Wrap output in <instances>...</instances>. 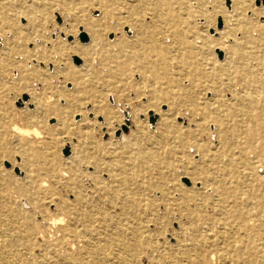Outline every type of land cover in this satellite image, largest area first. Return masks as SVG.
Masks as SVG:
<instances>
[{
	"label": "rangeland",
	"instance_id": "obj_1",
	"mask_svg": "<svg viewBox=\"0 0 264 264\" xmlns=\"http://www.w3.org/2000/svg\"><path fill=\"white\" fill-rule=\"evenodd\" d=\"M142 2L0 0V248L56 264L68 246L81 247L57 230L70 214L80 228L129 225V240L143 245L137 260L123 251L119 264H164L177 254L187 264H264V3ZM137 8L138 42L120 20L139 18ZM188 56L214 63L210 90L192 81ZM153 106L176 112L165 131ZM53 107L60 122L48 115ZM36 111L42 124L31 120ZM12 123L23 132L12 133ZM45 136L46 146L33 149ZM82 149L96 170L78 161Z\"/></svg>",
	"mask_w": 264,
	"mask_h": 264
},
{
	"label": "bare ground",
	"instance_id": "obj_2",
	"mask_svg": "<svg viewBox=\"0 0 264 264\" xmlns=\"http://www.w3.org/2000/svg\"><path fill=\"white\" fill-rule=\"evenodd\" d=\"M135 1L140 6L142 0L141 1L140 0H135ZM139 10H140V8L139 9L137 8V14H139V16H138L139 18H137V19H133L131 17L128 18L127 16H123V17L120 18L121 24H124V25L128 24L133 29V31H132L131 28H130V30L132 31L131 33H133V35L131 37L133 39H131V40H136V42H138L140 39H142V37H141L142 34H141V32H139V30L142 31V29L144 28V23H143L142 18H141V12ZM88 35H89V38H90V46L97 47L99 45V43H100V37H101L100 35L101 34L99 32H97V30L93 27V29L91 30V32ZM84 37H85V35L82 34L81 35V39H83ZM233 43H234V41H233ZM231 49H233V48L230 47V46L226 47L225 58H224L225 62L227 61V53ZM219 53H220V51H219ZM159 54H160V56H161V58H162V60L164 62L170 60L169 56L166 54L165 51L160 50ZM88 55L90 56L91 54H86V53L82 54V56L84 58L83 59V66H85L86 69H88L89 65H90L89 64V56ZM219 58L221 59L222 56L221 57L219 56ZM182 62H183L184 65L189 64L190 66H192L193 70H195L194 73L192 74V77H191L192 81H195L196 84L199 85V87H201L205 92L207 90H210L209 85L206 83V77H207V74L209 73V71L213 68L214 63H208L207 61L204 62L202 59L200 60L199 58H197L195 56L185 57V58L182 59ZM212 96L214 97L215 94H212ZM203 104H204L203 107H205V108L208 107V102L207 101H205V103H203ZM41 109L42 108L40 107V110ZM151 109H153L154 113H158L159 112L158 124L161 127V129L162 130L164 129L163 131H165L166 128L168 127L169 119H171V118L173 119L174 115L176 114V112L172 111V114H170L171 113V107L170 106H168V109L166 111H163V112L158 111L157 107H155V106L151 107ZM201 111H198V113H197V115H198L197 116V121H202L203 122V120H206V118L203 115L204 111L203 110H201ZM61 113L62 112H60L58 108H54L53 107L52 109H50V112H49L48 115L49 116L55 115L57 117V119H56L57 122H60L61 119H63L62 118L63 115ZM30 116H31V120L32 121L40 122L41 124L43 123V121L41 119V116H40V114H38L37 111L33 112ZM150 118L155 119L154 116H151ZM44 122H45V120H44ZM16 124L15 123L11 124L10 131L12 133H17V134L18 133L19 134L22 133L23 130L19 126H17ZM156 125H157V123H156ZM197 125H199V124L197 123L195 126H197ZM2 130H3V128H2ZM53 130H55L54 126H53ZM122 130L126 131V127L123 126ZM137 131L138 130H136L135 133H134L135 136H136V138H134V141L138 145H143L144 144V139L140 138L141 136L139 134H137ZM26 133H27V130H26ZM119 134H120V132L117 131L116 135H119ZM1 135H2V133H0V136ZM27 136H28V134H27ZM124 136H125V134L121 133L119 137H121V139H122ZM1 137H3V136H1ZM35 138H37V136H35ZM124 142H126V141H124ZM31 144L33 145V149H35L37 151L38 145H41V147L46 146V144H47V136H45L41 140H33V141H31ZM21 146H23V145H21ZM49 147H50V145H49ZM111 147H112V145H111ZM84 152H86V151L82 149L80 151L81 154L78 157H76V158L78 159V161L80 163L81 162L84 163L85 166L86 165H90V166L92 165V167L94 166L93 169L96 170V168L98 167L97 159L93 155H90L88 152H86V153H84ZM73 157H74V155L72 157H70V158H73ZM148 157H149L148 155H144V152H142L140 154V158L147 159ZM68 161H70V159ZM211 163L214 165L213 162H211ZM21 164L23 165V163H21ZM83 168H84V166H83ZM100 168H101V166H100ZM24 170H25V167H24ZM60 171L61 170H58V175H59ZM246 173L250 175L251 171L247 170ZM107 174H108V171H107ZM222 175L225 176V178L223 177L222 180H229L228 177H227L228 175L226 173H223ZM210 177L214 178V176H210ZM71 178L73 180H77L78 178H80V174L73 173V174H71ZM210 181H211V183H213V184H211L213 187H217L216 184L220 183V182H218V180H210ZM230 181L234 182V180H230ZM224 183H226V182H222L221 185L225 186ZM142 191H143V189H142ZM87 192H88V190H87ZM24 201H25V199H24ZM82 215H83L84 218H87V217H89V212L86 210V211H84V213ZM25 218L28 221V223H31L30 219H28L27 217H25ZM96 218H97V224H98V222L102 223V221H103L102 215L99 218H98V216ZM3 220H4V217L0 216V222H2ZM75 220H78L77 218H75V215H70L69 214V223H67L64 226H58L57 230L61 233V237L65 238V239L70 238L71 241H72L71 243L74 244L77 241H79L81 243V247L76 246L73 249L72 245L68 246L66 248V252H65L64 258L62 260L58 261V262L55 260L56 264H107V261H110L111 264H119L120 262L124 263V261H125L123 255H122L123 251L129 256V258H131V260H137L136 251L139 250L142 247L143 241L140 240L139 237H137V236H133L131 238L132 241L129 240L130 238L128 236L130 234L133 235V231L131 230L129 225L126 224V226H123V224L121 222L120 223L119 222L116 223L115 221H111L107 227H104V226L101 225L100 227L103 230L100 231V230H97V228L91 229V228L86 227L85 225H83V226L81 225V228L77 227L76 225H72L71 223L73 221L75 222ZM79 221L84 223V221L82 220L81 216L79 217ZM59 223H61V222H59ZM48 224H50V223H48ZM29 229H30V227L28 226V230H27V232H25L26 234L23 233L21 235V237H24L27 242L30 239L29 238L30 236L27 233H31V231ZM108 231H111L112 233H116V235L112 236V234L109 233ZM42 244H44V243H42ZM211 257H212V255H211ZM164 260H165L164 264H187V263H189V260L186 259L185 256L182 255V254H177L175 256H170L168 258H165ZM0 264H40V262H38L37 260L34 261L31 258H21V257L18 256V254L7 255L6 252L3 251L2 248H0Z\"/></svg>",
	"mask_w": 264,
	"mask_h": 264
},
{
	"label": "water",
	"instance_id": "obj_3",
	"mask_svg": "<svg viewBox=\"0 0 264 264\" xmlns=\"http://www.w3.org/2000/svg\"><path fill=\"white\" fill-rule=\"evenodd\" d=\"M260 1V0H259ZM262 2L264 3V0H262ZM82 40H84V38L82 39ZM219 56L221 57V54L219 53ZM153 121V120H152ZM67 150H65L64 151V153L66 154L67 152H66Z\"/></svg>",
	"mask_w": 264,
	"mask_h": 264
}]
</instances>
